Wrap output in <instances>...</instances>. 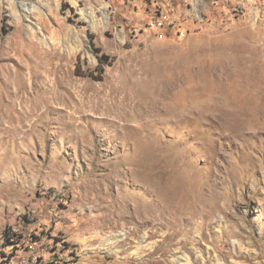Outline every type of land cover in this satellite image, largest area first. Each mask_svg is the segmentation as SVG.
Instances as JSON below:
<instances>
[{"label":"rangeland","instance_id":"1","mask_svg":"<svg viewBox=\"0 0 264 264\" xmlns=\"http://www.w3.org/2000/svg\"><path fill=\"white\" fill-rule=\"evenodd\" d=\"M29 236L264 264V0H0V254Z\"/></svg>","mask_w":264,"mask_h":264},{"label":"built area","instance_id":"2","mask_svg":"<svg viewBox=\"0 0 264 264\" xmlns=\"http://www.w3.org/2000/svg\"><path fill=\"white\" fill-rule=\"evenodd\" d=\"M37 243L29 236L24 244H17L16 249L0 254V264H42L38 256Z\"/></svg>","mask_w":264,"mask_h":264},{"label":"trees","instance_id":"3","mask_svg":"<svg viewBox=\"0 0 264 264\" xmlns=\"http://www.w3.org/2000/svg\"><path fill=\"white\" fill-rule=\"evenodd\" d=\"M63 8L64 9H67V8H69V6H67V5H64L63 6ZM81 25H83V24H81ZM89 37H90V39H91V44H92V46H93V48H94V50H95V52H97V54H99L100 56V62H101V64H107L108 63V60H109V56H107L106 54H104V53H102V50L100 49V48H97L96 47V45L94 44V37H93V35H91V34H89ZM9 241H11L10 243L11 244H18L19 242H13V241H15L14 239H8Z\"/></svg>","mask_w":264,"mask_h":264}]
</instances>
